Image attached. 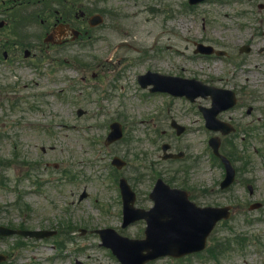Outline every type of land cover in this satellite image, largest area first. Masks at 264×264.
Returning <instances> with one entry per match:
<instances>
[{"label":"rangeland","instance_id":"374dc122","mask_svg":"<svg viewBox=\"0 0 264 264\" xmlns=\"http://www.w3.org/2000/svg\"><path fill=\"white\" fill-rule=\"evenodd\" d=\"M261 3L264 0H212L191 6L188 0H97L98 5L111 9L109 19L93 31V42L73 46L72 55L87 57L84 61L94 63L90 69L72 64L67 74L63 72L72 82L62 76V71L54 73L50 60L39 65L44 75L23 65L0 66V223L24 222L31 229L72 227L69 238L62 232L49 239L28 238L19 248L15 246L16 236L0 238V252L9 255L0 264H120L100 244L94 229L113 227L129 236L142 234L143 223L121 227L122 207L117 201V181L121 176L138 188L139 204L146 206L152 205L147 193L155 175L170 178L173 184L187 180L185 185L193 195L204 184L208 185L205 188L214 186L221 171L218 165L214 170L210 168L214 161L208 138L213 133L205 127L197 105L152 94L139 85L137 78L148 70L185 72L233 88L239 104L220 117H232L237 124L257 123L244 113L242 105L251 101L248 91H264V54L258 53V48L264 46ZM194 37L215 41L218 48L228 51V58H189L191 52L181 50ZM252 38L256 39V52L240 54L239 47ZM249 68L255 70L250 81V89L255 90L244 89L245 70ZM261 99L259 107L263 108L264 94ZM79 107L88 113L77 116ZM261 112L256 111L254 118ZM171 116L189 125L183 136L177 137L171 130ZM113 121L123 124L124 136L106 146L104 141ZM241 135L239 131L236 143L241 156L251 157L248 171L241 173L239 183L231 190L198 199L219 204L231 201L235 205L233 220L217 229L219 238L231 237L236 231L249 237L244 251H233L218 264H263L264 207L250 210V206L255 201L264 203V122L258 129L246 132L245 138ZM164 142H169L173 151H185V159H163ZM42 146L55 149L43 152ZM115 154L127 161L117 171V177L110 164ZM54 163H59V168H54ZM237 164L241 166L242 162ZM64 170L75 174L78 180L66 178ZM45 175L52 179L45 180L42 187L45 198H37L35 191L29 189ZM26 178L30 186L25 184ZM248 183L254 185L253 195L246 188ZM84 190L88 195L80 200ZM18 191L30 203L29 209L22 202L18 204ZM95 198L103 204L116 200L117 206L105 212L96 205ZM83 228L87 229L85 234ZM61 239H66L62 250L65 254L60 250L53 254V243ZM199 258L165 257L153 264H216L212 259H203L206 263H202Z\"/></svg>","mask_w":264,"mask_h":264},{"label":"water","instance_id":"95a60500","mask_svg":"<svg viewBox=\"0 0 264 264\" xmlns=\"http://www.w3.org/2000/svg\"><path fill=\"white\" fill-rule=\"evenodd\" d=\"M168 84L179 87V92H187L177 83L168 82ZM186 89L189 91L198 90L200 94H211L213 96L214 106L216 107L210 114L211 122L215 121L214 115L218 110L232 106L236 102L235 95L231 91L205 86H199L197 89L190 86L186 87ZM223 98L226 99L227 106L225 107L219 106V103L225 100ZM218 125L223 128L224 132L229 130L226 125L220 123H218ZM215 151L217 152V149H215ZM221 157L228 169V176L223 184V186H227L233 179V170L230 168L228 160L224 156ZM230 171H232V173ZM164 190H166L165 197H163L164 200L159 202L161 204H159L157 208V215L152 217L151 214L148 215V219H150L151 222L147 231L148 238L135 243L134 246L131 245L130 248L124 251L126 264H142L145 262L148 255L142 254L144 248L152 252V256L170 252L182 254L201 249L205 244L206 236L216 220L223 216H229L228 208L196 209L192 204L188 203L185 198L177 195L179 192H169L167 189ZM124 192L129 201L133 199V195L126 184H124ZM138 216H140L139 213ZM137 246L140 249L139 252L135 248ZM127 254L128 256H125Z\"/></svg>","mask_w":264,"mask_h":264},{"label":"flooded vegetation","instance_id":"af4514ba","mask_svg":"<svg viewBox=\"0 0 264 264\" xmlns=\"http://www.w3.org/2000/svg\"><path fill=\"white\" fill-rule=\"evenodd\" d=\"M75 4L74 0H0V58H12L26 48L37 57L38 50L44 53L52 46H68L74 18L79 16ZM48 36L52 40L45 42Z\"/></svg>","mask_w":264,"mask_h":264}]
</instances>
